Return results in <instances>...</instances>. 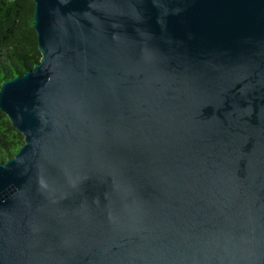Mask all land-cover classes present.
<instances>
[{
  "label": "water",
  "instance_id": "obj_1",
  "mask_svg": "<svg viewBox=\"0 0 264 264\" xmlns=\"http://www.w3.org/2000/svg\"><path fill=\"white\" fill-rule=\"evenodd\" d=\"M31 1L0 264H264V0Z\"/></svg>",
  "mask_w": 264,
  "mask_h": 264
},
{
  "label": "trees",
  "instance_id": "obj_2",
  "mask_svg": "<svg viewBox=\"0 0 264 264\" xmlns=\"http://www.w3.org/2000/svg\"><path fill=\"white\" fill-rule=\"evenodd\" d=\"M31 0H0V85L31 69L40 59ZM23 144L19 132L0 111V161L12 157Z\"/></svg>",
  "mask_w": 264,
  "mask_h": 264
}]
</instances>
